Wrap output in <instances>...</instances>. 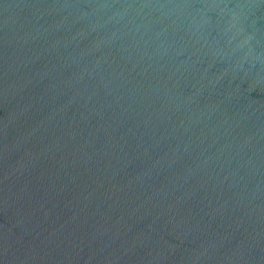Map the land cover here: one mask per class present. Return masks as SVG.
I'll return each mask as SVG.
<instances>
[{
	"label": "water",
	"instance_id": "water-1",
	"mask_svg": "<svg viewBox=\"0 0 264 264\" xmlns=\"http://www.w3.org/2000/svg\"><path fill=\"white\" fill-rule=\"evenodd\" d=\"M0 264H264V0H0Z\"/></svg>",
	"mask_w": 264,
	"mask_h": 264
}]
</instances>
